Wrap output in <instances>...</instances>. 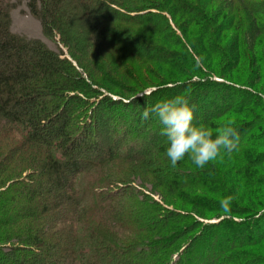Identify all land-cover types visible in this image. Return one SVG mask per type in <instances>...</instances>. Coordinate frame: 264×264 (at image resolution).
Wrapping results in <instances>:
<instances>
[{"label":"trees","instance_id":"16d2710c","mask_svg":"<svg viewBox=\"0 0 264 264\" xmlns=\"http://www.w3.org/2000/svg\"><path fill=\"white\" fill-rule=\"evenodd\" d=\"M158 1L29 0L45 33L61 35L68 59L11 33L14 5L0 0V264H171L189 242L190 255L174 264H264L263 201L252 208L264 193V135L240 119L264 110V97L217 79L211 60L225 56L221 73L238 68L240 36L220 46L235 18L224 25L221 13L207 12L215 0ZM251 26L254 51L259 29ZM170 36L184 54L169 50ZM173 54L175 73L166 71ZM177 95L189 98L194 125L215 134L233 121L237 148L204 169L187 156L172 167L163 126L154 115L140 121L145 108ZM136 168L164 191L165 204L241 220L198 223L165 210L128 184ZM227 196L229 212L220 206ZM194 224L212 237L193 234Z\"/></svg>","mask_w":264,"mask_h":264},{"label":"rangeland","instance_id":"374dc122","mask_svg":"<svg viewBox=\"0 0 264 264\" xmlns=\"http://www.w3.org/2000/svg\"><path fill=\"white\" fill-rule=\"evenodd\" d=\"M191 1L194 4L196 3L195 2L196 0L194 1L191 0ZM245 1H247L246 2V6L248 7L246 9L247 11L242 10L239 7L240 2L237 1L238 3H236L235 0H215L212 3V5H210V7L207 8V12L209 13H216V14L221 13V18L219 22L224 23V25H226L230 20H232V18H235L234 25L232 26V29L230 30V32H225L222 34L221 36L222 44L220 43L221 44L220 46H223L224 49H227L226 47L234 39L236 34L240 36L241 40L244 41V44H245L241 51L242 58L240 59V64L238 68L234 69V71L232 72L226 73V71H224L223 73H221L222 69L225 70L224 68V64L226 62L225 56L219 57V55L213 54L211 57V60L213 61V65L215 67L214 74L217 76V79L218 77H220L222 78L220 80L228 83L229 85H235V86H239L244 89H249L255 94L256 97H264V0H245ZM28 2L29 0H11V3L14 5V7L10 11V17H11L10 31L11 33L17 36L27 38V39L39 41L44 46H46L49 50L55 53H59V51L61 50L63 51L64 56L70 59L69 50L67 46H64L61 43V35L56 31H54L53 36L46 34L39 19L34 17L30 13ZM161 2L162 0L158 1V3H161ZM117 9H120V7H117ZM148 11H150V9ZM128 14H132V15L139 14V15H143V17L146 16L145 12L128 13ZM162 14L166 16L168 15L167 12H162ZM150 19H154V18L151 17ZM252 23H254L255 29L256 28L259 29V35L256 41V49L254 51L250 50L251 45L253 43V39H254L250 35ZM141 30H138V32L144 31V29H141ZM247 35H248V38H247ZM170 39H172L173 42L175 40L172 36H170ZM168 48L173 53H176V54L183 53L184 54V50L182 48H178V44L176 43L175 45L169 46ZM176 57L177 55L175 54L170 55L168 57L170 60H168L169 63L166 64V67H169V68L168 69L166 68L167 69L166 71L175 73L176 71L175 65L177 64V61H178ZM202 62H201V67L203 68V70L207 71L208 70L207 65ZM81 67L84 68L85 66L82 64ZM186 69H188V67H186ZM174 78H171V79H174ZM178 79L179 78L177 77V80ZM248 83H252L255 87L254 88L250 87ZM149 91H150V88L146 89L143 93L145 94V93H148ZM219 94L221 93H218V95ZM94 108H96L95 105L91 107V110H93ZM102 109H103L102 107H98L97 111L102 110ZM97 111H95L96 117L98 116ZM138 116H136L135 118L133 117L134 118L133 120H135ZM240 119L249 121L247 124H254V125L257 124L255 128L252 127V130H251L252 135L256 134L255 136H260V137L264 135V129L261 128V126H264V110H259V111H256L255 113L250 112V115L242 116L240 117ZM140 122L141 123L143 122L144 124V120H142V117H141ZM136 124L137 123L135 122L131 124L132 128L129 129L130 132H134V130L132 129L135 127ZM259 151L263 152L264 149H260ZM26 174H30V172L26 171L23 174V176H25ZM128 176H129L127 178L128 184L132 185L134 188L143 192L144 194L149 195V198L157 202V204H159L161 208L165 210L173 211L176 213L178 212L182 214L191 215L192 218L198 223L200 222L219 223L220 221H223V220L237 222L241 220V219L234 218L233 216H230L228 214H220V215H217V214L210 215L209 214L210 216L208 215V216H205L204 218H201L195 215L194 210H190V208L186 207L185 205L181 204L178 201L176 204L179 205V207H175L170 204L169 205L165 204V193H163L164 191L155 184L154 180L151 179V177H148L147 175H145V173H143L139 168L131 169ZM1 186L2 185H0V191L4 189V188H1ZM255 201L259 205L258 206L254 205L252 206V208L255 207L256 209L258 208L260 209L262 204H260L259 202L263 201L264 203V193L257 196ZM180 225H182V222ZM194 225L197 229L195 230L193 234H195L196 236L200 234L202 235L207 234V231L210 229V228L208 229V228L201 227L200 224L199 225L194 224ZM221 228L222 227L220 226H215V229H221ZM228 233L229 234L235 233V227L231 226V229L228 230ZM208 237L211 238L212 236L207 234V239ZM220 237H221L220 240H222L223 236H220ZM191 243L189 242L188 244L190 245ZM188 244H186L179 250L178 252L179 255L181 256L190 255L189 253L190 251L186 253V248L189 246ZM261 254L264 256V251ZM179 255L174 254L172 256L171 264H174L179 260L178 259Z\"/></svg>","mask_w":264,"mask_h":264},{"label":"clouds","instance_id":"9594fccd","mask_svg":"<svg viewBox=\"0 0 264 264\" xmlns=\"http://www.w3.org/2000/svg\"><path fill=\"white\" fill-rule=\"evenodd\" d=\"M151 115L163 126L161 135L167 138L166 154L172 167L187 156L198 168L204 169L217 159L223 160L225 154L230 155L238 146L239 133L233 121L218 127L215 134L202 124L194 125V108L187 95H177L145 108L142 120H148ZM233 199L232 196L222 198L221 209L229 212Z\"/></svg>","mask_w":264,"mask_h":264}]
</instances>
